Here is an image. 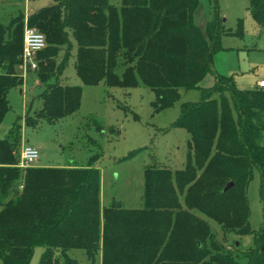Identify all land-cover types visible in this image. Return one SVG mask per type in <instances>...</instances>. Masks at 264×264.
<instances>
[{
  "label": "trees",
  "instance_id": "1",
  "mask_svg": "<svg viewBox=\"0 0 264 264\" xmlns=\"http://www.w3.org/2000/svg\"><path fill=\"white\" fill-rule=\"evenodd\" d=\"M53 1L26 18L46 43L35 57L40 105L25 114L26 126L53 123L78 110L82 87L58 82L71 39L82 86L143 85L154 95L153 115L172 107L180 90L199 97L182 102L171 124L188 134L183 168L146 167L140 209L115 201L101 208L98 153L86 167L17 168L21 133L15 122L0 139L2 264H28L36 247L43 249L38 264H78L67 256L73 249L83 250L91 262L100 253V264H239L218 244L206 219L224 237L251 236L253 245L241 259L264 264V90H238L213 67L220 36L237 32L225 30L216 18L205 38L193 22L197 0H121L119 6L110 0ZM248 3L264 30V0ZM23 28L22 12L0 22V122L9 110L8 92L23 84L18 71ZM210 74L213 85L202 87ZM253 170L259 173L263 213L257 230L250 228L246 197ZM229 182L233 186L223 191Z\"/></svg>",
  "mask_w": 264,
  "mask_h": 264
},
{
  "label": "rangeland",
  "instance_id": "2",
  "mask_svg": "<svg viewBox=\"0 0 264 264\" xmlns=\"http://www.w3.org/2000/svg\"><path fill=\"white\" fill-rule=\"evenodd\" d=\"M33 1L37 5L34 7L39 10L52 4L53 0H41L38 4L35 3L37 0ZM110 2L119 6L121 0ZM248 7V0H197L193 13V22L205 38L208 23L216 18L222 21L225 30L237 32L235 35L220 36L221 49L213 56V67L216 73L230 76L238 90L253 89L258 80H264V30L256 24ZM18 12L19 8H13L11 12L0 10V22L6 23L11 13L15 15ZM71 44L58 82L83 88L78 110L53 123L41 121L36 127L26 126L24 116L39 107L40 101L36 96L41 91L35 85L34 75L28 72L23 85L8 92L9 110L0 122V139L18 122L21 133L18 160L23 146H33L39 150V158L32 167H86L89 158L98 153L100 155L94 167L100 170L101 208L115 201L126 209H140L143 207V172L146 167L183 168L188 134L184 129L171 128V124L179 116L180 104L198 100L199 93L180 90V98L172 107L153 115L150 103L154 95L143 85L108 91L104 87H97L99 84L82 86L73 68L76 46L72 39ZM213 83L214 78L210 74L204 78L202 85L211 87ZM90 118L102 126L103 132L95 129ZM246 197L249 225L257 230L263 222V213L259 197V173L256 170L252 171L247 184ZM206 220L218 244L236 257L239 264H245L241 258L246 248L253 245L251 236L230 234L224 237L211 220ZM42 251V247H36L28 264H38ZM67 256L78 264H100V253L93 262L81 249L69 250ZM59 264L64 263L61 260Z\"/></svg>",
  "mask_w": 264,
  "mask_h": 264
},
{
  "label": "built area",
  "instance_id": "3",
  "mask_svg": "<svg viewBox=\"0 0 264 264\" xmlns=\"http://www.w3.org/2000/svg\"><path fill=\"white\" fill-rule=\"evenodd\" d=\"M45 46L46 43L43 34L35 28L28 27L25 22L23 28L22 51L20 63L18 65V71L23 79L28 72L34 73L36 71V54L43 50ZM257 88L264 90L263 80L257 83ZM38 158L39 150L36 147L23 146L20 149L19 160L16 167L22 170L32 167ZM21 188L22 186L19 185L18 189L20 190Z\"/></svg>",
  "mask_w": 264,
  "mask_h": 264
},
{
  "label": "crops",
  "instance_id": "4",
  "mask_svg": "<svg viewBox=\"0 0 264 264\" xmlns=\"http://www.w3.org/2000/svg\"><path fill=\"white\" fill-rule=\"evenodd\" d=\"M33 0H0V3H1V6H0V10L1 11H10L11 12V10H13V8L15 9H17V8H19V10H20V12H22L23 14H24V23L26 22V18L29 16V15H31L32 13H34V11L36 12V8L37 7H34L36 4H34V1L32 2ZM43 2V1H42ZM35 3H41V0H37ZM54 3V1H52V4ZM52 4H50V5H48V6H51ZM37 6V5H36ZM47 7V6H46ZM30 8H31V10H30ZM41 8H43V7H40V8H38V9H41ZM38 11V10H37ZM13 12V11H12ZM11 15H13V13H11ZM10 15V16H11ZM214 70H215V68H214ZM216 72V71H215ZM29 73H31L32 75H34V78H35V85L36 86H39L40 87V90L42 89V85L39 83V81L36 79V77H35V74L34 73H32V72H29ZM24 80V79H23ZM260 80H258L257 81V83L259 82ZM264 81V80H263ZM203 82V81H202ZM202 82H201V86L202 87H204L203 85H202ZM257 83H256V87L255 88H257ZM23 85V84H22ZM97 87H104L105 88V86L103 85V83L102 82H100L99 83V85H97ZM206 88V87H205ZM255 88H253V89H255ZM109 90H111V89H109ZM82 91H83V88H82ZM106 91H108V90H106ZM40 93V92H39ZM38 93V94H39ZM37 94V95H38ZM7 99H8V95H7ZM39 100V99H38ZM40 101V100H39ZM72 115V114H71Z\"/></svg>",
  "mask_w": 264,
  "mask_h": 264
},
{
  "label": "water",
  "instance_id": "5",
  "mask_svg": "<svg viewBox=\"0 0 264 264\" xmlns=\"http://www.w3.org/2000/svg\"><path fill=\"white\" fill-rule=\"evenodd\" d=\"M233 186L232 182H229L228 184H226V186L224 187L223 191H227L228 189H230Z\"/></svg>",
  "mask_w": 264,
  "mask_h": 264
}]
</instances>
